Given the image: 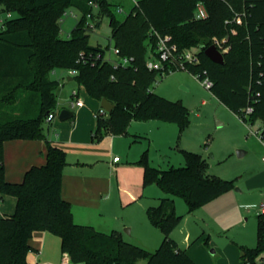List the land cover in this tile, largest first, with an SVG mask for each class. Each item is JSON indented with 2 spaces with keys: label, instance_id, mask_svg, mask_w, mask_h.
<instances>
[{
  "label": "trees",
  "instance_id": "16d2710c",
  "mask_svg": "<svg viewBox=\"0 0 264 264\" xmlns=\"http://www.w3.org/2000/svg\"><path fill=\"white\" fill-rule=\"evenodd\" d=\"M88 1L0 0V12L9 13L0 26V194L15 197L13 212L0 216V264H29L28 239L35 231L59 236L60 248L72 263L197 264L170 235L181 217L175 213L173 196H182L191 211L229 189L232 180L210 174L199 152L183 149L184 165L160 169L148 162L144 150L137 160L143 166L144 183L154 180L164 191L156 204L147 207L150 221L163 234L159 246L149 250L123 239L117 231L75 222L70 201L61 195L66 152L43 132L48 112L56 107L54 93L60 84L51 75L57 69L66 73L74 69L75 74L68 75L89 96L113 103L109 112H94L92 137L127 133L134 119L157 118L182 128L189 122L188 108L152 89L157 76L168 71L145 66L148 44H155L157 31L169 35L180 52L197 49L199 61L186 70L207 75L212 94L243 122L261 121L264 137V0H138L122 19L114 14L110 0H93L97 9ZM199 1L207 10L205 18L194 15ZM68 7L77 8L81 18L62 37L60 22ZM88 12L94 26L109 16L110 39L119 55L132 57L128 65L114 68L104 49L89 43ZM213 38L225 39L228 46L222 64L203 51ZM81 52L91 53L93 59H80ZM248 106L252 110L246 113ZM74 116L73 112L70 120ZM7 139L43 140L45 162L29 167L20 181L6 180L3 141ZM263 254L264 213L259 212L257 243L240 246L241 264H264Z\"/></svg>",
  "mask_w": 264,
  "mask_h": 264
},
{
  "label": "rangeland",
  "instance_id": "374dc122",
  "mask_svg": "<svg viewBox=\"0 0 264 264\" xmlns=\"http://www.w3.org/2000/svg\"><path fill=\"white\" fill-rule=\"evenodd\" d=\"M110 1L114 14L122 19L138 0ZM119 7L121 11H118ZM65 10L67 13L73 11L75 16H63L60 22L62 37H67L81 18L77 8L68 7ZM6 18L7 13L0 12V26ZM110 36L109 16L104 15L100 25L89 32V43L100 45L105 56L115 59ZM51 76L60 81L54 93L56 106L68 108L71 93L77 90L84 106L71 108L76 114L75 124L82 130L92 128L93 133L97 121L94 112L101 107L99 100L89 96L76 80H67L64 70L57 69ZM152 89L170 100L181 101L188 108L189 122L181 128L177 122L157 118L134 119L129 128L130 133L136 134L135 137L131 134L117 135L114 143L110 139L99 141L92 137L95 146L83 149L82 156L99 159L87 168L100 181L90 200L100 208L96 210L95 217L98 210L101 212L95 222L104 226V230L112 227L120 231L129 242L149 250L157 248L163 234L150 221L147 207L157 203L164 191L154 180L144 183L143 166L137 160L147 150L148 162L166 169L184 165L183 149L199 152L208 163V172L232 180V185L191 211H188L182 196L174 195L175 213L181 217L170 235L177 247L187 249L186 252L197 264H241L240 246L254 247L257 243L259 203L264 197V144L249 130L256 131L262 122L246 125L186 69L157 76ZM69 121L59 120L58 115L49 121L46 119L43 122L45 136L67 139ZM58 123L67 125L57 126ZM90 135L91 132H88L89 138ZM238 150L246 153L238 155ZM101 153L104 157L98 155ZM109 153L111 157L113 154L122 157L123 165L110 168ZM138 264H145V260H140Z\"/></svg>",
  "mask_w": 264,
  "mask_h": 264
},
{
  "label": "crops",
  "instance_id": "0c3cea01",
  "mask_svg": "<svg viewBox=\"0 0 264 264\" xmlns=\"http://www.w3.org/2000/svg\"><path fill=\"white\" fill-rule=\"evenodd\" d=\"M66 79L72 80L73 78L67 74ZM83 106L76 108L79 109ZM75 116L74 120H70L71 122L69 121L70 128L68 130L67 139L62 137L61 139L49 138L55 142H58L59 145L65 150L66 159L68 161L62 171L61 195L65 199L70 201L72 205V216L75 222L92 225L96 229L104 232L117 231L120 233V231L115 230L112 227L108 230H106L105 228L104 230V226L102 227L101 224L95 222V218L98 217V214L100 216L101 212L100 210H98V213L95 217L96 210L100 208H98L99 206L91 203L90 200L93 199V197L91 198V196L93 194V191L95 192V188L100 183V181L98 180V177L95 174L91 173L87 168H89L92 164H94V162L98 161L99 159H90L88 157L82 156L84 155L83 149L87 148V146L93 147L95 145L92 138V128H88V131L82 130L78 124H75ZM64 124L65 125H63V123H58L57 126L63 125L64 127H66L67 124ZM88 132H91L90 138L88 137ZM127 134H131L134 137L136 135L135 133H130L129 127L127 133L117 135L126 136ZM117 135L106 133L104 134V136H102V138L99 139V141L102 139H110L111 143H114L115 136ZM45 150V143L41 139L4 140L3 154L5 179L9 181H20L23 177L24 172L29 167L33 165H41L45 162ZM244 153L246 152L244 151ZM91 154L95 155L94 153ZM110 154L111 153L107 155V157H109L108 163L110 168L115 169L123 165L122 157L119 156V161H113L112 157L116 154H113L112 157ZM98 155L104 157L102 153ZM126 160L128 161V159ZM84 168L86 169V171L84 170ZM14 207V196L9 194H0V216L12 213ZM121 236L123 239H125L122 234ZM28 242L31 246V249L28 251L26 256L29 264H76L72 263L68 257L66 260L64 259L65 252H62L60 248L59 236L49 231L33 232L28 239Z\"/></svg>",
  "mask_w": 264,
  "mask_h": 264
},
{
  "label": "built area",
  "instance_id": "2783aa9c",
  "mask_svg": "<svg viewBox=\"0 0 264 264\" xmlns=\"http://www.w3.org/2000/svg\"><path fill=\"white\" fill-rule=\"evenodd\" d=\"M88 3L92 5L94 9L98 8V4L96 1L89 0ZM118 11H121L120 7L118 8ZM7 15L9 16V13H7ZM65 15L75 16L73 11L67 13V11L64 10V12L62 13V18ZM194 15L196 18H205L207 16V10L201 1L196 3L194 9ZM86 17L87 19L85 25L87 28L92 29L94 27V23L93 20L91 19V13L88 12L86 14ZM154 35H155V44L151 42L148 44V51L145 59V66L148 70H156L162 73H165L166 71L171 72L177 69H187L188 64L197 63L199 61L198 55L196 53L197 49L189 48L184 50L183 52H180L176 44L171 42L169 35L167 34L161 35L157 31H154ZM224 42L225 39L219 40L213 38V44L222 53L226 52L228 49V46L225 45ZM112 53L116 56L115 59H112L110 56H105V57L113 63L114 68L118 66H126L130 63L132 59V57L119 55L118 49L114 46ZM92 57L93 56L91 53L89 54H85L84 52L80 53V59L90 60L93 59ZM75 72L76 70L74 69L67 70V74L69 75H73L75 74ZM194 75L204 87L209 88L212 85V81L207 75L201 76L200 73H196ZM69 104L70 106L68 108L70 109L73 107H81L84 105L83 98L79 95L77 90L72 91ZM61 108H63V106H56L54 110L49 111L47 114V119L50 120L54 118L56 115H58ZM251 110L252 107L248 106L246 107L245 112L248 113L251 112ZM98 112L104 113L105 110L103 108H100ZM246 125L250 126L251 124L246 123ZM249 130L255 133L264 144V137L260 134V127L256 131H252L251 128ZM112 159L113 161H119L120 157L118 155H114ZM259 211L264 213V197L259 203ZM67 257L68 255L67 253H65L64 259L66 260ZM261 261L264 263V257L261 258Z\"/></svg>",
  "mask_w": 264,
  "mask_h": 264
},
{
  "label": "water",
  "instance_id": "95a60500",
  "mask_svg": "<svg viewBox=\"0 0 264 264\" xmlns=\"http://www.w3.org/2000/svg\"><path fill=\"white\" fill-rule=\"evenodd\" d=\"M204 53L206 56L211 59L214 62L217 63H223L224 62V55L221 51L218 50V48L214 44H210L209 46L204 48ZM100 106L103 108L106 112H109L113 108V103H111L106 98H102L100 100ZM73 115V111L70 108L63 107L60 109L58 113L59 120H65L71 118ZM244 153L243 150H238L237 154L242 155Z\"/></svg>",
  "mask_w": 264,
  "mask_h": 264
}]
</instances>
